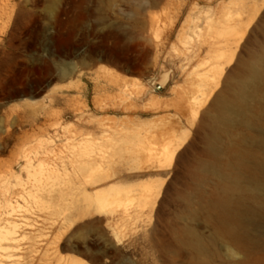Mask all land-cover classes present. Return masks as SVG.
<instances>
[{
    "label": "rangeland",
    "instance_id": "rangeland-1",
    "mask_svg": "<svg viewBox=\"0 0 264 264\" xmlns=\"http://www.w3.org/2000/svg\"><path fill=\"white\" fill-rule=\"evenodd\" d=\"M261 53L264 0H0V171L19 174L22 156L48 136L64 151L101 143L103 130L140 142L135 152L109 150L97 173L105 179L89 190H121L101 212L86 210L81 172L61 177L43 210L21 213L28 239L0 251V264H199L190 230L209 264H264V218L250 229L253 243L222 232L212 204L223 184L202 168L212 160L203 110L240 61ZM218 61L220 85L196 115L180 99ZM185 136L158 168L165 144Z\"/></svg>",
    "mask_w": 264,
    "mask_h": 264
},
{
    "label": "bare ground",
    "instance_id": "bare-ground-1",
    "mask_svg": "<svg viewBox=\"0 0 264 264\" xmlns=\"http://www.w3.org/2000/svg\"><path fill=\"white\" fill-rule=\"evenodd\" d=\"M196 28L194 34L201 37V31ZM214 52L217 60L225 55L221 50ZM236 69L237 73L223 80L221 90L202 112L203 141L212 155V160L204 162L202 168L217 175L223 184L219 197L212 204L222 232L250 244L255 242L250 231L252 225L264 218V199H261L264 195V153L259 155L252 149L255 144L264 148V53L247 63L240 61ZM210 72L199 74L195 90L180 99L196 115L219 87L222 63L218 61ZM167 80L166 74L161 85ZM238 129H245V132L240 133ZM255 129L259 131L253 135ZM103 132L101 143L91 138L71 141L64 146L65 151L57 149L56 137L48 136L40 149L22 156L24 163H18L19 174L11 166L5 172L0 171V251L12 253L28 239L30 224L21 213L33 208L43 210L47 195L61 177L71 173L78 177L79 172L82 173L80 185L87 211H100L109 203L112 193L121 190L113 187L90 191L89 186L105 179L97 173L106 171L104 164L108 162L109 150L122 148L135 152L134 146L140 142H130L106 130ZM186 139L187 136L175 148L172 142L165 144L158 158V168H163L168 158L172 159ZM190 243L201 257L199 264H209L203 259L207 244L194 230H190Z\"/></svg>",
    "mask_w": 264,
    "mask_h": 264
},
{
    "label": "water",
    "instance_id": "water-1",
    "mask_svg": "<svg viewBox=\"0 0 264 264\" xmlns=\"http://www.w3.org/2000/svg\"><path fill=\"white\" fill-rule=\"evenodd\" d=\"M156 78H157V77H156ZM153 81H154V82H152V84L155 85V89H156V90H160V89L163 88V87L160 86L159 81H155V80H153Z\"/></svg>",
    "mask_w": 264,
    "mask_h": 264
}]
</instances>
